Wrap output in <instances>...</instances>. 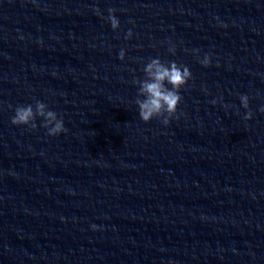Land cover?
<instances>
[{"label": "water", "instance_id": "95a60500", "mask_svg": "<svg viewBox=\"0 0 264 264\" xmlns=\"http://www.w3.org/2000/svg\"><path fill=\"white\" fill-rule=\"evenodd\" d=\"M151 58L192 73L167 126ZM0 264H264V0H0Z\"/></svg>", "mask_w": 264, "mask_h": 264}, {"label": "clouds", "instance_id": "9594fccd", "mask_svg": "<svg viewBox=\"0 0 264 264\" xmlns=\"http://www.w3.org/2000/svg\"><path fill=\"white\" fill-rule=\"evenodd\" d=\"M108 11V22L114 31L118 30L120 22L115 15L116 9H109ZM131 36L132 32L129 30L126 38L130 39ZM175 51V46L169 48L170 53L175 54ZM124 58L125 52L121 50L119 59L124 60ZM199 63L203 67H210L211 56L205 55L202 60H199ZM142 71L145 78L134 81L138 86V96L135 103L139 110V116L145 124L154 119H159L163 125L167 126L177 116L183 100L180 91L192 79V73L186 65L174 61L165 63L159 58L149 59ZM240 101L244 109H249V97L247 95H241ZM213 103L215 104L216 101ZM37 118L43 121L41 126L50 137H57L67 132L63 119L39 100L35 102L34 107L32 104L17 106L14 109V115L11 117V124L36 130ZM245 119H252L251 111H248ZM93 228L95 229V226Z\"/></svg>", "mask_w": 264, "mask_h": 264}]
</instances>
